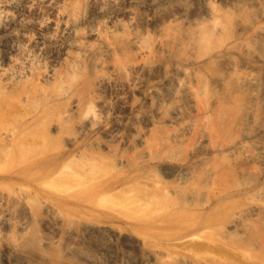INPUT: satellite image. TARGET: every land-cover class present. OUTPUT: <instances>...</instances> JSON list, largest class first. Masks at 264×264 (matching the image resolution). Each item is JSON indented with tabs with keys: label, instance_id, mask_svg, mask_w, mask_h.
I'll use <instances>...</instances> for the list:
<instances>
[{
	"label": "bare ground",
	"instance_id": "1",
	"mask_svg": "<svg viewBox=\"0 0 264 264\" xmlns=\"http://www.w3.org/2000/svg\"><path fill=\"white\" fill-rule=\"evenodd\" d=\"M162 1L80 0L79 5H85L89 15L102 11L120 13L128 23L127 33L119 39L108 36L106 46L86 49L81 80L62 94L64 109L55 121L42 127L43 133H38L47 111L24 123H19V119L25 116L27 103L39 96V90L56 82L57 56L30 42L28 31L39 32L44 40L49 39L55 31L65 28L66 4H70L67 9L70 16V9L77 2L0 0V124L17 125L8 131L7 137L0 136V144L13 149L7 152L1 144L4 152L0 154V162L9 158L14 162L15 155L20 160L31 145L48 142L52 135H62L60 140L66 147L75 145L90 132L88 118L92 113L96 110L113 113L120 117L119 121L101 133L102 142L95 156L89 160L77 158L80 171L70 175L72 180L73 175L82 180L75 181L78 187L86 189L84 179L92 178L98 183L104 178L110 166H104L103 161L113 149L119 154L115 168L126 165L125 152L137 153L145 159L143 163L151 164L146 137L162 114H167L166 124L182 123L174 141L183 137L191 127L190 115L196 110L204 115L207 105L197 106L204 104L205 85H209L208 103L211 101L214 106L218 101L229 100L231 94L235 97L240 124L243 130H252L255 142V153L243 156V161L264 168V0H216V5L210 0H188L185 4L146 11ZM127 4L138 9L123 8ZM110 24L114 31L123 30L120 18L110 19ZM102 33L89 28L85 35L87 40H98ZM46 64L44 73L23 67ZM137 99L144 101L139 117L123 121L122 117L133 109ZM15 102L21 105V110L8 112ZM208 127L204 121L200 123L193 146H206ZM196 152L187 166L161 165L165 183L183 184L197 165ZM31 166L28 165L30 169ZM20 176H10L8 181ZM104 181L97 187L105 199L134 195L126 214L96 216L85 212L87 208L83 206L86 210L83 212L79 207L81 212L77 215V207L74 217L79 219L75 220L74 229H63L59 214L73 209H68L67 202L56 194L44 191L40 182V187L36 185L31 190L16 187L14 199L0 191V264H183V260L167 261L166 254L178 250L182 255L187 247L193 250L181 259L195 260L192 264H228L225 258L216 263L211 260L200 251L197 239L192 236L179 239L180 243L164 245L149 231L143 233L142 230L151 227L145 215L151 213L154 203L160 204L161 196L156 193L157 186L145 182L139 172H128L125 178L108 184ZM14 204L21 206L19 212L15 213ZM33 204L38 206L36 212ZM259 212L258 208H248L247 215L233 214L223 223L224 231L240 232L246 216L253 218ZM81 215L90 217L84 219ZM136 234L145 235L142 242L133 236Z\"/></svg>",
	"mask_w": 264,
	"mask_h": 264
},
{
	"label": "rangeland",
	"instance_id": "2",
	"mask_svg": "<svg viewBox=\"0 0 264 264\" xmlns=\"http://www.w3.org/2000/svg\"><path fill=\"white\" fill-rule=\"evenodd\" d=\"M75 1L77 5L70 9V16H67L70 4L68 2L66 4L63 15L66 23L65 28L55 31L49 39L44 40L39 32L28 31L30 42L45 51L52 52L55 57L57 56V66L54 71L57 83L54 81L53 85L49 84L39 90V96L37 94L35 99L27 103L26 113L20 112L25 116L19 119V123H24L36 115L48 112L45 114L42 126L36 131L38 133H43L45 129L42 130V127L55 121L60 111L64 109L66 103L61 100L62 94L76 87L81 80L85 71L83 62L86 49L106 46L108 36L119 39L127 33L128 23L120 13L102 11L95 15H89V9L83 4L79 5L80 0ZM210 1L214 5L217 4L216 0ZM186 2L188 0H164L147 7L146 11L152 12L160 8H167L172 4H185ZM123 8L138 9L136 5L132 4H127ZM113 18L122 19V31L113 30L110 24V19ZM89 28L103 32L98 40L86 39L85 34ZM116 59L114 57L113 60L116 61ZM23 67L29 71L35 69L44 73L48 65L40 67L26 65ZM60 77L61 79H59ZM29 80L30 78L27 81L29 82ZM205 86L207 92L203 97L206 100L204 99V104L197 106L199 108L202 105H207L204 115L202 116L203 113L197 112V110L190 115L191 127L183 134V137L180 136V139L174 141L173 138L180 133L182 123L166 124L164 119L167 114H162L163 116L154 121L149 128L146 137L148 155L153 162L151 164L143 163L145 159L138 156L137 153L125 152L123 158L126 165L123 168H115L113 165L119 154L113 149L108 154V159L103 161V165L110 166V169L100 181L105 180L104 183L108 184L114 180L125 178V174L128 172H139L145 182L157 186L156 193L161 196L160 204L154 203L149 210L151 213L145 215L150 221L151 227L150 229L143 228L142 231L143 233L149 231L153 238L157 239L158 237V240L165 243L164 245L180 243L179 239L185 240L188 238L184 237L192 236L197 239L196 245L200 251L207 254L215 263L219 259L225 258L228 264H264V168L252 162L243 161V156L248 157L255 153L252 130H243L239 120L240 115L236 109L238 103L233 94L229 100L218 101L215 106L213 102L209 101L212 105L210 106L208 98L211 97V94L208 91L211 87ZM20 106L15 102L10 105L8 112L18 113L21 110ZM143 106L144 101L137 99L133 109L122 117V120L123 118L125 121V119L139 117ZM119 118L113 113L105 114L96 110L88 118L91 128L90 132L82 138L83 142L80 140L75 145L66 147L60 140L62 135H52L48 142L31 145L27 152L21 155L20 160L17 159V155L13 158L14 162L10 161V158L7 161L1 160L0 191L15 197L16 187L31 190L34 186H39L40 182L44 191L56 194L67 202L68 209L74 210L69 213L59 211L63 229L75 228L77 222L75 220L79 218L74 217V213L78 210V214L77 212L75 214L79 215L83 206L87 208V210L86 208L82 209L83 212L90 211L96 216L99 213L126 214L125 209L134 195L121 196L120 194V198L113 196L108 200L109 198L105 199L99 192L101 188L97 186L100 181L94 183L95 180L92 178H89V181L87 178L84 179L86 187H88L85 189L78 187V182L75 181L79 180L76 179L78 177L75 178L73 175L75 180L70 177L76 170L80 171L81 163L77 158L89 160L95 156L94 153L102 142L101 133L115 125ZM187 120L188 118L184 119V121ZM200 120L209 126V132L205 136L206 146L196 145V147L193 146V143L202 122ZM16 126L15 124H6V122L1 123L0 136L7 137L10 135L8 131ZM1 144V147L6 149L5 145ZM1 149L0 154L4 152ZM11 150L13 149L5 151ZM195 151H197L195 154L197 165L193 168L188 179H185L183 184L165 183L160 166L165 164L173 167L187 166ZM19 162H22L21 165ZM28 165L33 167L31 166L30 169ZM63 170L64 172L59 178V174ZM12 174L21 176L16 177L13 181H8L10 176H13ZM68 174L69 176L66 178L65 175ZM33 205V211L36 212L38 206ZM14 207L15 213L21 210L20 205L14 204ZM90 208L92 210H88ZM248 208H258L260 210L258 216L253 218L246 216L247 221L242 222L243 226L240 228V232H225L222 226L225 220L233 214L242 212L244 214ZM85 217L81 215V218L85 219ZM89 217L90 215L86 219ZM119 227L123 228L122 225ZM133 236L141 242L145 238V235L140 236V234ZM192 250L193 248L187 247L182 255L178 250H172L166 254V260L177 259L185 261L183 264H192L195 260L181 259L182 256L188 257Z\"/></svg>",
	"mask_w": 264,
	"mask_h": 264
}]
</instances>
